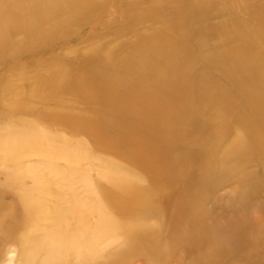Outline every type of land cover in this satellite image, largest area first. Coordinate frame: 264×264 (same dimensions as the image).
<instances>
[{"label": "rangeland", "instance_id": "374dc122", "mask_svg": "<svg viewBox=\"0 0 264 264\" xmlns=\"http://www.w3.org/2000/svg\"><path fill=\"white\" fill-rule=\"evenodd\" d=\"M145 39L189 53L165 51L155 87L108 83L114 101L71 86ZM241 58L258 87L230 76ZM260 86L264 0H0V264H264V147L243 129L264 111L236 124L215 92ZM116 182L147 196L111 200L136 214L106 209Z\"/></svg>", "mask_w": 264, "mask_h": 264}, {"label": "bare ground", "instance_id": "6f19581e", "mask_svg": "<svg viewBox=\"0 0 264 264\" xmlns=\"http://www.w3.org/2000/svg\"><path fill=\"white\" fill-rule=\"evenodd\" d=\"M58 6L54 4V2H50V4H46V6L42 9L44 10L42 13H39L40 17H44L49 15V11L53 9V7ZM197 44L200 42H204L202 40V37H198ZM143 39V38H142ZM151 39V38H150ZM146 40V39H145ZM153 40V39H152ZM187 41H181L178 45H170L165 46L164 41L162 43H159L157 41H150L149 39L143 42V48H148V52L143 51H134L128 50L129 52L122 55L123 46L118 47V51H114V59L111 60V62H108L107 67L112 68V65L117 64L115 67L116 71L113 69L112 71L103 69L102 67L100 69H97L99 72L93 71L94 77L93 79L89 80L88 78H85L82 74H77L73 76L71 80V86L78 91L79 94L87 95L88 97H91L92 99H98V98H107L110 101H114L115 97L110 95H106L105 93H102L101 90L105 89L106 85L108 83H113L117 88H130L134 90L143 89L144 86L155 87L158 82L164 76L160 77L158 74V70L160 68H166L170 67V63H173L166 58L165 51L167 52H173L174 48L179 46V52L181 53V56H187L189 51L187 50ZM224 44H221L222 46ZM205 45H200L201 50L203 49ZM230 51L226 54L227 56L231 57L235 52L236 49L232 47H228ZM128 49V48H127ZM132 51V52H131ZM120 53V54H119ZM152 56V57H151ZM154 56V57H153ZM238 58V57H237ZM256 59V58H255ZM230 66V76L233 78L235 84L238 86V84L241 83L242 80L251 81L256 87L259 86V83L261 82V77L256 75L254 73V70H256L255 63H248L245 61V59H242L239 61H229ZM117 70H121L118 71ZM127 74V75H126ZM162 75V74H161ZM201 78V76H200ZM119 83V85H117ZM182 84L178 85L181 86ZM205 84H202V86ZM98 87V89H97ZM185 87V86H184ZM205 87V86H204ZM263 87L260 86L256 91L251 92L248 89L243 90L242 92H239L240 96V102H234L232 101L233 97L229 94H225L218 89L215 90L216 94L219 96H223L224 101L227 105L226 110L233 111L235 113V122L236 124L238 122H245L244 117L248 115V112L250 110L251 117L255 112L264 111V105L263 104H256L251 102L250 96H262L263 93ZM89 92V93H88ZM264 94V93H263ZM157 96V95H156ZM153 95V98H158ZM248 96V97H247ZM112 97V98H108ZM114 98V99H113ZM161 98H164V95H161ZM249 99V100H247ZM164 101V100H163ZM238 101V100H237ZM117 104V102H116ZM120 107V114H122L124 111L127 112V107L124 105H118ZM245 108L248 109V112H245ZM118 112V111H117ZM245 112V113H244ZM156 113V112H154ZM157 115V114H156ZM237 117V118H236ZM69 119V118H68ZM64 123H68L63 121ZM81 122L83 123L82 119L75 120L74 122L68 123L67 125H73V126H80ZM70 124V125H69ZM72 127V126H70ZM243 129L248 133L251 140L250 142L254 145L263 146L264 147V130H260L256 124H244ZM101 132V131H100ZM242 139V138H241ZM241 139H238L236 142H232L231 148H240L242 145H244L245 141H242ZM118 184H112L109 185L111 190H106L105 188H99L100 191V197L102 198L103 204L106 206V209H109L108 211L116 215V217H124L128 214L133 215L136 214L135 209H127L124 208V206H115L111 200H115L116 198H123L125 201L134 200L136 197H140L142 195L145 196V194L142 191H139V189H135L129 184H124L122 182H116ZM113 197V198H112ZM116 197V198H115ZM147 198V196H145ZM122 206V207H121ZM104 222H100V226H102Z\"/></svg>", "mask_w": 264, "mask_h": 264}]
</instances>
